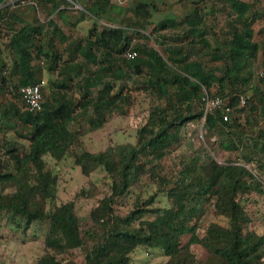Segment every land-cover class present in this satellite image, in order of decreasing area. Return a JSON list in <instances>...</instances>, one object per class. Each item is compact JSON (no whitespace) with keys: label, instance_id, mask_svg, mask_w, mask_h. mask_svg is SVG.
Instances as JSON below:
<instances>
[{"label":"trees","instance_id":"trees-1","mask_svg":"<svg viewBox=\"0 0 264 264\" xmlns=\"http://www.w3.org/2000/svg\"><path fill=\"white\" fill-rule=\"evenodd\" d=\"M91 1L34 0L42 20L0 0V218L40 235L32 264H130L140 245L163 251L158 264H264V229L252 227L264 223V43L255 28L264 6L182 0L178 12L167 0H95L98 16ZM218 12L225 21L210 29ZM89 14L82 35L57 19L70 28ZM36 83L45 96L31 109L20 87ZM207 95L222 105L206 110ZM139 113L135 140L85 146L91 132ZM191 124L205 129L200 147L180 151ZM221 147L232 156L219 160ZM68 157L89 186L59 202ZM80 197L91 201L83 214ZM0 264L20 263L1 254Z\"/></svg>","mask_w":264,"mask_h":264},{"label":"rangeland","instance_id":"rangeland-1","mask_svg":"<svg viewBox=\"0 0 264 264\" xmlns=\"http://www.w3.org/2000/svg\"><path fill=\"white\" fill-rule=\"evenodd\" d=\"M71 1V0H70ZM73 1V0H72ZM170 4L176 8L178 12L184 11L182 0H167ZM117 6L128 7L130 5V0H112ZM7 3L11 4L13 7L20 3L25 10L24 16L27 19H33L34 16L39 17L42 20H46V12L39 8L38 10L32 8L30 4H35L34 0H7ZM75 10L82 8L80 1H76L73 4ZM259 5L264 6V0L259 1ZM90 9L93 13H96L98 16H102L104 9L97 1H91ZM89 16L84 17L79 20L77 26H72L69 28V25L64 23L61 17L57 16L59 23L65 28V30H71L76 35H82L85 33L93 24L94 15L89 14ZM77 14H73L72 19H76ZM226 18L225 13L218 12L216 16L208 17V25L210 29L219 30L220 26L224 23ZM152 26L147 29L146 32H150ZM256 28V39L260 40L262 44L264 43V32H261L264 28V20H260L255 24ZM3 32L0 25V34ZM148 43L155 46L157 49H161V43L158 40L151 38ZM3 54L0 52V61L3 60ZM264 53L260 54V59L256 63L258 68L264 62ZM44 93H48V87H43ZM45 96V95H44ZM4 96L0 95V99ZM143 113H139L138 116H130L123 118H116L113 122L108 125L107 128L91 132L86 140L85 146L91 150H96L98 148H104L108 139L112 138L114 141H127L135 140L136 138V128L137 124L141 122ZM118 127V128H117ZM205 129L202 124H191L189 126V132L187 133V139L180 142H176L178 149L183 152H190L196 150L200 147L199 138L204 135ZM212 139L217 140V135H214ZM232 153L227 152L222 147L218 149L215 153L216 157L219 160H223L225 157H230ZM52 163L54 161L51 159ZM59 167L62 170V178L60 182L59 192H58V201L62 202L73 198L75 193L81 188V186H89L86 182V176L82 173L80 167H73L71 158L64 159L60 161ZM93 177L99 183H103L104 173L102 171H96L93 173ZM138 191V190H137ZM160 203H165L166 198L160 196ZM92 200V199H91ZM90 199H84L82 197L77 199V210L80 213H85L90 209ZM264 208V207H263ZM252 227L258 230L259 232L263 231L264 223L257 218L252 224ZM33 230L29 229L27 231L22 229H17L9 220L5 218H0V256L7 259L8 262L20 263V264H32L34 258L40 253L41 247L39 241L41 239L40 235L34 238ZM167 256L163 253L161 249L155 248L153 250L140 245L134 252L133 258L130 264H158L159 262L166 260Z\"/></svg>","mask_w":264,"mask_h":264},{"label":"built area","instance_id":"built-area-1","mask_svg":"<svg viewBox=\"0 0 264 264\" xmlns=\"http://www.w3.org/2000/svg\"><path fill=\"white\" fill-rule=\"evenodd\" d=\"M136 53H137L136 51L129 49L128 51H126L125 54L131 56V55H135ZM20 92L29 108L35 109L41 107L44 96L40 83L22 85L20 87ZM205 101H206V110H212L215 107L222 105L221 99L212 97L210 95H207L205 97ZM230 110H231L230 107L226 108V112L224 114L225 120L231 119Z\"/></svg>","mask_w":264,"mask_h":264},{"label":"crops","instance_id":"crops-1","mask_svg":"<svg viewBox=\"0 0 264 264\" xmlns=\"http://www.w3.org/2000/svg\"><path fill=\"white\" fill-rule=\"evenodd\" d=\"M48 80H49V78H48ZM47 82V81H46ZM48 83V82H47Z\"/></svg>","mask_w":264,"mask_h":264}]
</instances>
